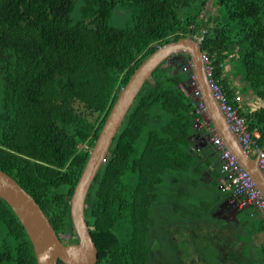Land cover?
Segmentation results:
<instances>
[{
    "label": "trees",
    "instance_id": "trees-1",
    "mask_svg": "<svg viewBox=\"0 0 264 264\" xmlns=\"http://www.w3.org/2000/svg\"><path fill=\"white\" fill-rule=\"evenodd\" d=\"M206 5L0 0V168L36 199L60 238L72 233L75 186L121 89L163 44L206 28L200 44L235 106L237 94L221 70L230 52L237 53L245 90L260 101L251 113L240 111L264 147V0H214L226 16L217 13L203 24ZM118 12H128L126 25L111 23ZM176 56L141 88L91 184L85 214L98 264H175V252L162 262L155 246L175 210L202 233L209 228L206 198L220 194V161L213 150L195 148L197 101L180 86L189 77L183 67L190 56ZM206 172L214 183L205 180ZM204 239L198 237L197 253H185L188 259L201 262L214 253L204 250ZM0 264H37L26 229L1 197Z\"/></svg>",
    "mask_w": 264,
    "mask_h": 264
},
{
    "label": "water",
    "instance_id": "water-1",
    "mask_svg": "<svg viewBox=\"0 0 264 264\" xmlns=\"http://www.w3.org/2000/svg\"><path fill=\"white\" fill-rule=\"evenodd\" d=\"M190 56L189 71L192 74L185 80V88L192 95L197 86L206 104L208 122L213 124L227 146L237 155L239 161L249 170L258 186L264 192V173L259 167L258 158L250 156L238 137L229 128L224 113L211 89L205 71L204 51L195 36L181 37L176 41L159 46L133 72L127 84L121 89L103 128L92 148L88 161L75 186L71 198L72 233L77 243H66L60 238L36 199L10 174L0 168V197L14 210L23 224L33 244L37 264H58L59 259L66 264H95L98 248L86 219V198L102 163L106 160L109 148L118 133L126 114L138 96L141 88L149 80L154 70L167 60L172 63L177 54ZM193 96V95H192Z\"/></svg>",
    "mask_w": 264,
    "mask_h": 264
},
{
    "label": "crops",
    "instance_id": "crops-1",
    "mask_svg": "<svg viewBox=\"0 0 264 264\" xmlns=\"http://www.w3.org/2000/svg\"><path fill=\"white\" fill-rule=\"evenodd\" d=\"M215 12L216 10L208 8V12L204 14L203 24L211 22L216 15ZM236 56L237 53L233 50L225 58L221 76L228 83L230 89H233L237 94L240 110L243 113H251L259 106L260 101L256 100L257 97L252 94L251 90H245L246 82L238 74L234 65ZM191 74L192 72L189 71V76ZM180 86L188 93L185 81ZM212 128L214 126L211 123H207L201 128L196 127L198 132L195 137V148L197 146L203 148L202 152L213 150L218 156L216 146L211 141L210 130ZM250 156L257 157V154L253 151ZM205 176V180L214 183L209 172H206ZM220 180L222 181V176ZM218 187L221 190L218 196L211 195L206 198L210 204L208 214L211 222L205 233L196 228L198 227L197 222L193 225L188 224L186 220L190 217L180 214L177 210L174 211V218H169V222L165 223V227L161 225L163 232L161 228L160 236L164 235L163 243L169 244V249L175 252V264H190L187 260L192 261L191 264H264V218L253 206L239 208L237 205H230L231 194L227 196L224 194L226 190H222L220 184ZM193 214L198 218L205 216L204 212ZM198 237L205 238L203 240L205 251L211 247L214 252L209 257L200 259L202 263H199L195 257L188 259L185 255L186 251L194 250L197 253V249H199ZM160 249L163 248L160 247ZM166 251L169 250L166 249ZM166 260L167 258L162 256V262ZM169 264L171 263L169 262Z\"/></svg>",
    "mask_w": 264,
    "mask_h": 264
},
{
    "label": "built area",
    "instance_id": "built-area-1",
    "mask_svg": "<svg viewBox=\"0 0 264 264\" xmlns=\"http://www.w3.org/2000/svg\"><path fill=\"white\" fill-rule=\"evenodd\" d=\"M206 33V28H202L195 35L196 40L201 43ZM190 61L186 63L183 70H189ZM204 61L205 71L209 78L211 89L219 103L220 109L225 115L229 128L238 137L239 142L247 153L251 154L253 151L256 152L259 167L264 173V147L259 144V132L249 129L247 120L244 114L241 113L240 108L228 100L227 95L214 77V65L208 59L206 52H204ZM192 77L195 79V74H192ZM192 95L197 101V116L194 124L197 128H201L209 123L207 107L204 101H202V92L197 86L192 89ZM215 131L216 129L214 127L210 130V134L211 141L216 146L220 161L222 175L220 188L230 191V205H237L239 208L253 206L264 218V192L258 186L249 170L239 161L237 155L234 154L224 139Z\"/></svg>",
    "mask_w": 264,
    "mask_h": 264
},
{
    "label": "rangeland",
    "instance_id": "rangeland-1",
    "mask_svg": "<svg viewBox=\"0 0 264 264\" xmlns=\"http://www.w3.org/2000/svg\"><path fill=\"white\" fill-rule=\"evenodd\" d=\"M207 7L205 8V10H204V12H203V15L202 16H204V13H206V12H208V8L209 7H214V0H207V5H206ZM214 10H216V14L217 13H220L222 16H226V14H225V9H224V7L223 6H220L219 8L218 7H214ZM197 11H198V9L197 8H192L191 10H190V12H191V14H195V13H197ZM129 12V11H128ZM128 12H122V13H120V12H118L117 13V15L115 16V17H113L112 19H111V23L112 24H115V25H126L127 24V22H128V20H129V18L127 17L129 14H127ZM205 17V16H204ZM226 19H228V18H226ZM205 19H203L202 21H204ZM256 100H257V98H256ZM93 119L95 118V116H93L92 117ZM251 154H253V152L251 153ZM253 156V155H252ZM158 229V228H157ZM159 232V231H158ZM70 237H71V239L74 237V238H76V235H75V233H73V234H64V236H63V238H64V240L66 241V242H69V240H70ZM159 237V236H158ZM164 239H165V237H164V235H161L158 239H157V241H156V243H155V246L156 247H162L163 249L162 250H158V252H159V259L160 258H162V256L163 257H167V256H170V255H167V254H170L172 251L169 249V244H164L163 242H164ZM158 249V248H157ZM166 249L167 250H169V251H166ZM191 252L190 251H187L186 252V255H189ZM157 259H158V257H157ZM161 261V260H160ZM181 263V262H180ZM190 264H191V262H189ZM199 263H202V262H199ZM158 264H160V262H158ZM215 264V263H214Z\"/></svg>",
    "mask_w": 264,
    "mask_h": 264
},
{
    "label": "flooded vegetation",
    "instance_id": "flooded-vegetation-1",
    "mask_svg": "<svg viewBox=\"0 0 264 264\" xmlns=\"http://www.w3.org/2000/svg\"><path fill=\"white\" fill-rule=\"evenodd\" d=\"M66 234H71V233H66ZM64 236V235H63ZM62 239H64V238H62ZM65 241V240H64ZM66 242V241H65ZM69 242H72V243H77V238H72V239H70L69 240ZM69 242H66V243H69ZM162 261V260H161ZM161 263V262H160ZM171 264H173V262H170ZM58 264H66V263H64L62 260H60L59 259V261H58ZM95 264H98V260L96 261V263Z\"/></svg>",
    "mask_w": 264,
    "mask_h": 264
}]
</instances>
